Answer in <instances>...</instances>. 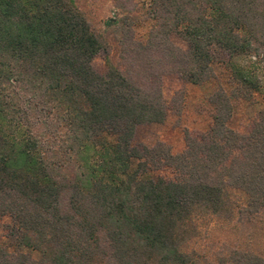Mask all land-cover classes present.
Instances as JSON below:
<instances>
[{
  "label": "trees",
  "instance_id": "trees-1",
  "mask_svg": "<svg viewBox=\"0 0 264 264\" xmlns=\"http://www.w3.org/2000/svg\"><path fill=\"white\" fill-rule=\"evenodd\" d=\"M143 1L140 18L125 0L105 23L118 64L99 75L105 45L73 0H0V218L12 222L0 264H264L236 246L213 261L189 247L202 217L264 231V0ZM213 47L230 82L207 96L208 144L134 147L138 125L166 118L161 77L209 83ZM256 97L258 120L240 135L235 104ZM151 158L175 178L154 175Z\"/></svg>",
  "mask_w": 264,
  "mask_h": 264
},
{
  "label": "rangeland",
  "instance_id": "rangeland-1",
  "mask_svg": "<svg viewBox=\"0 0 264 264\" xmlns=\"http://www.w3.org/2000/svg\"><path fill=\"white\" fill-rule=\"evenodd\" d=\"M76 8L89 23L91 29L102 39L105 50H101L91 62L93 70L105 74L106 59L111 65L118 64L119 34L106 22L120 18L124 12L117 9L119 4L126 9L131 8L125 0H73ZM119 3V4H118ZM135 5V16L140 18L145 1L132 0ZM145 27L137 30L143 36ZM170 42L181 51L187 50L185 41L175 33L170 34ZM212 54L219 63L216 78L209 83L193 86L185 83L176 74H165L161 77L162 95L166 106V118L161 124L138 125L134 132L132 145L138 149L162 147L172 155L186 150L188 139L205 145L209 142V129L212 124V109L207 104V96L221 85L226 88L230 82L222 64L228 61V55L218 47L212 48ZM253 103L238 102L231 119L232 128L240 135H247L258 120L261 108L258 97ZM153 160V161H152ZM151 170L156 176L165 180L175 178V172L169 167L157 168L155 159L151 158ZM196 234L190 239L189 247L206 255L209 261L215 260L217 253L224 246H236L252 250L264 256V231L257 225H237L221 215L218 217H202L195 223ZM12 227L9 217L0 218V244L12 250L8 232Z\"/></svg>",
  "mask_w": 264,
  "mask_h": 264
}]
</instances>
